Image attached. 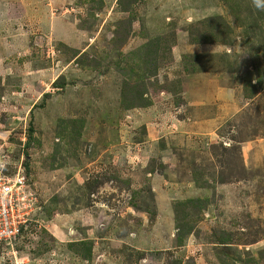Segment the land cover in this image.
Returning <instances> with one entry per match:
<instances>
[{
    "label": "rangeland",
    "instance_id": "rangeland-1",
    "mask_svg": "<svg viewBox=\"0 0 264 264\" xmlns=\"http://www.w3.org/2000/svg\"><path fill=\"white\" fill-rule=\"evenodd\" d=\"M18 173L0 264H264V11L0 0V183Z\"/></svg>",
    "mask_w": 264,
    "mask_h": 264
},
{
    "label": "built area",
    "instance_id": "built-area-1",
    "mask_svg": "<svg viewBox=\"0 0 264 264\" xmlns=\"http://www.w3.org/2000/svg\"><path fill=\"white\" fill-rule=\"evenodd\" d=\"M26 177L18 173L8 183H0V240L11 241L20 230L21 225L26 221L24 215L16 214L17 205L15 198L19 199L20 189L24 187Z\"/></svg>",
    "mask_w": 264,
    "mask_h": 264
},
{
    "label": "clouds",
    "instance_id": "clouds-1",
    "mask_svg": "<svg viewBox=\"0 0 264 264\" xmlns=\"http://www.w3.org/2000/svg\"><path fill=\"white\" fill-rule=\"evenodd\" d=\"M252 6L257 9L264 11V0H251Z\"/></svg>",
    "mask_w": 264,
    "mask_h": 264
},
{
    "label": "trees",
    "instance_id": "trees-1",
    "mask_svg": "<svg viewBox=\"0 0 264 264\" xmlns=\"http://www.w3.org/2000/svg\"><path fill=\"white\" fill-rule=\"evenodd\" d=\"M122 1V0H121ZM149 51V50H148Z\"/></svg>",
    "mask_w": 264,
    "mask_h": 264
}]
</instances>
